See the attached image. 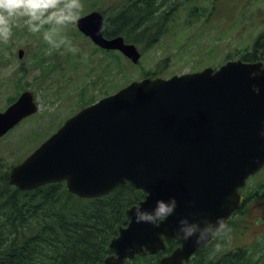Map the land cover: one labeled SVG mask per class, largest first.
I'll use <instances>...</instances> for the list:
<instances>
[{"label":"water","instance_id":"obj_1","mask_svg":"<svg viewBox=\"0 0 264 264\" xmlns=\"http://www.w3.org/2000/svg\"><path fill=\"white\" fill-rule=\"evenodd\" d=\"M104 23L98 11L77 20L98 46L138 63V48L120 36L105 38ZM261 65L236 60L218 70L132 82L67 119L12 168L9 183L27 191L64 181L81 198L131 183L146 197L127 211L129 224L112 240L114 254L102 264L157 254L171 240L181 245L161 264L189 262L206 243L179 238L178 220L202 224L223 216L228 222L243 202L239 190L264 166V73L250 75ZM37 111L33 93L24 92L0 112V138ZM172 196L176 208L159 226L136 221L135 207L151 211L157 199Z\"/></svg>","mask_w":264,"mask_h":264},{"label":"rangeland","instance_id":"obj_2","mask_svg":"<svg viewBox=\"0 0 264 264\" xmlns=\"http://www.w3.org/2000/svg\"><path fill=\"white\" fill-rule=\"evenodd\" d=\"M136 1L79 0L77 19L58 26L59 35L78 49L75 53L66 43L51 47L43 39V29L31 32L22 19L14 22L8 42H0V112L25 91L33 93L39 110L0 140L1 177L69 117L132 81L146 74L168 79L207 67L218 69L253 52L256 41H264V0H156L161 35L151 45L137 44L142 53L138 64L120 53L101 51L77 28V20L92 11L109 19ZM21 49L26 52L23 59ZM263 178L264 174L255 177L250 190ZM229 226L223 252L264 249V191L247 202Z\"/></svg>","mask_w":264,"mask_h":264},{"label":"trees","instance_id":"obj_3","mask_svg":"<svg viewBox=\"0 0 264 264\" xmlns=\"http://www.w3.org/2000/svg\"><path fill=\"white\" fill-rule=\"evenodd\" d=\"M131 6L107 20V35H121L137 44L158 41L162 25L156 26L160 9L156 0H137ZM242 59L264 61V41H256L254 51ZM7 176L0 180V264H101L113 254L112 239L129 222L127 211L145 198V193L130 183L92 199L71 194L64 182L21 191L8 184ZM250 189L248 185L247 202L264 191V178L257 188ZM215 243L202 246L190 264H264V249L223 252L225 242L222 240L219 248ZM178 246L173 240L165 251L137 256L127 264H160L161 258Z\"/></svg>","mask_w":264,"mask_h":264},{"label":"clouds","instance_id":"obj_4","mask_svg":"<svg viewBox=\"0 0 264 264\" xmlns=\"http://www.w3.org/2000/svg\"><path fill=\"white\" fill-rule=\"evenodd\" d=\"M81 5L79 0H0V42L7 43L14 26V22L22 19L23 23L31 32H40L43 29V39L51 47H59L67 44L69 51L75 53L78 49L72 45L67 37L59 35V27L72 23L78 17ZM49 25L44 28V25ZM264 73V65L252 71L250 75L256 77ZM253 90L257 93L260 88L253 84ZM264 135V129L261 130ZM176 198L169 197L167 200L159 198L154 207L148 211L141 206L135 207V219L137 222H148L156 226L170 216L176 208ZM179 228L177 235L183 240L194 237L196 243H208L215 241V247L221 246V241L226 239L231 232L226 219L217 216L215 220H206L200 223L196 220L190 221L188 217H181L178 220Z\"/></svg>","mask_w":264,"mask_h":264},{"label":"bare ground","instance_id":"obj_5","mask_svg":"<svg viewBox=\"0 0 264 264\" xmlns=\"http://www.w3.org/2000/svg\"><path fill=\"white\" fill-rule=\"evenodd\" d=\"M52 238V237H51ZM46 240V239H45ZM49 240V239H48ZM52 242V241H51ZM213 253V252H212ZM219 255V254H218ZM225 255V254H224Z\"/></svg>","mask_w":264,"mask_h":264},{"label":"flooded vegetation","instance_id":"obj_6","mask_svg":"<svg viewBox=\"0 0 264 264\" xmlns=\"http://www.w3.org/2000/svg\"><path fill=\"white\" fill-rule=\"evenodd\" d=\"M0 180H1V175H0Z\"/></svg>","mask_w":264,"mask_h":264}]
</instances>
